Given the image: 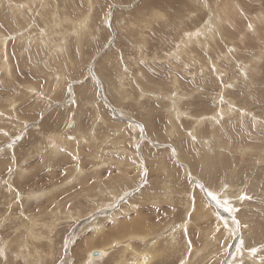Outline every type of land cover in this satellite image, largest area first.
Masks as SVG:
<instances>
[{
    "label": "rangeland",
    "instance_id": "rangeland-1",
    "mask_svg": "<svg viewBox=\"0 0 264 264\" xmlns=\"http://www.w3.org/2000/svg\"><path fill=\"white\" fill-rule=\"evenodd\" d=\"M241 3L246 19L264 12V0ZM225 4L0 0V264H87L90 253L110 248L119 236L128 241L130 234L118 228L142 215L155 225V241L165 243L168 264H199L205 257V264H255L259 258L264 264V32L247 25L246 43L240 40L244 26L235 38L230 33L233 42L226 41L227 29L212 39L199 34L186 41L190 57L182 53L192 38L187 32L206 28L210 10ZM224 97L232 103L218 102ZM227 105L232 113L212 124ZM167 176L175 178L169 188L159 180ZM199 201L214 217L196 228L190 222L203 217L194 215ZM225 219L237 223L227 238L211 228ZM169 233L177 244L169 243ZM35 234L42 239L33 240ZM121 248L94 264H125ZM193 251L200 254L190 259Z\"/></svg>",
    "mask_w": 264,
    "mask_h": 264
},
{
    "label": "bare ground",
    "instance_id": "bare-ground-1",
    "mask_svg": "<svg viewBox=\"0 0 264 264\" xmlns=\"http://www.w3.org/2000/svg\"><path fill=\"white\" fill-rule=\"evenodd\" d=\"M165 1V0H164ZM242 0H226V4H225V7L223 8V9H219L218 11H211L210 10V13H212L213 15V18H212V20H209L208 21V23H207V25H205L206 26V28H204V29H200L199 30V32H195V31H193V32H190V33H188L187 32V35L188 36H191L192 38H188V39H186L185 40V43H186V41L188 40V41H190V43H192L191 41H193V39H199V34H201V35H204L205 34V36H209L210 37V39H212L214 36H215V34L217 35V34H220L224 29H227L228 31L227 32H225L226 33V36H225V38H226V41H228V42H230V41H232L231 40V38H230V33L233 35V38H235V36H236V31L240 28V27H242V26H244V31L242 32V34H241V41H245L244 40V38L248 35V33L247 32H245V30H246V28H247V25H248V27L251 25L252 27H253V29H255V31L254 32H259V29H260V31H262V32H264V25L263 26H261V27H259L261 24H262V22H264V12L263 11H261L259 14H256L255 16H252V17H250V18H248V19H246V12L245 11H243L244 12V14H240V10H241V8L243 7L242 6V3L240 4V2H241ZM29 2V1H28ZM206 3V2H205ZM90 7H92V6H90ZM205 7V6H204ZM209 7V6H208ZM262 7V6H261ZM14 8V12L15 11H19V9H16L15 7H13ZM261 9H264V7L263 8H261ZM91 10V9H90ZM258 12V11H257ZM85 21V20H84ZM72 22V21H71ZM74 22V21H73ZM72 22V23H73ZM86 23V21L83 23V25ZM53 24V23H52ZM77 24V23H76ZM77 25H81L82 26V22H80L79 24H77ZM88 25V24H87ZM74 26H75V24H74ZM81 26H75V28L76 29H78L79 27H81ZM86 27V26H85ZM88 27V26H87ZM213 27V28H212ZM74 28V27H73ZM74 28V29H75ZM211 28L212 29H215V31L213 32V31H211ZM73 29V30H74ZM75 29V30H76ZM88 30V29H87ZM77 31V30H76ZM76 31H74V32H76ZM83 31V30H82ZM81 31V32H82ZM195 32V33H194ZM206 32H208L209 34H207L206 35ZM77 33H78V31H77ZM240 33V32H239ZM47 34V33H46ZM86 35V34H85ZM185 35V34H184ZM258 35V34H257ZM261 37V36H260ZM80 38V37H79ZM84 38V37H83ZM185 39V38H184ZM201 39V38H200ZM237 39V38H236ZM259 40H261V38H258ZM4 40H5V37L2 35V33H0V43H4ZM83 40V39H82ZM79 40H77V42H78ZM183 42H184V40H182ZM200 41V40H199ZM198 41V42H199ZM221 41V40H220ZM43 42V41H42ZM70 42V41H69ZM233 42V41H232ZM184 43V44H185ZM245 43H246V41H245ZM249 43H252V42H249ZM78 44V43H77ZM79 44H82V43H79ZM181 44H183L182 42H181ZM183 44V51H182V53L183 54H186L187 55V57H190V55L187 53V51L185 50V48H188V44L189 43H186V45H184ZM45 45V44H44ZM71 45V44H70ZM254 45V44H253ZM62 46V45H61ZM80 47H81V45H79ZM186 46V47H185ZM64 47V46H63ZM59 47H57V49H58ZM3 49V48H2ZM81 49H82V47H81ZM232 49V48H231ZM59 50V49H58ZM64 50V49H63ZM70 50V49H69ZM256 50V49H255ZM52 51V50H51ZM54 51V50H53ZM251 51V50H250ZM49 52V51H48ZM234 52H236V51H234ZM62 53V52H61ZM64 53V52H63ZM170 53V52H169ZM229 53V52H228ZM176 54V53H175ZM52 55H53V53H52ZM55 55H57V54H55ZM61 55V54H60ZM59 55V56H60ZM254 55V54H253ZM264 55V54H263ZM58 56V55H57ZM56 56V57H57ZM58 56V57H59ZM64 56V55H63ZM66 56V55H65ZM231 56H233L234 57V54H232ZM61 57V56H60ZM171 57V56H170ZM174 57V56H173ZM193 57V56H192ZM256 57V56H255ZM62 58H64V57H62ZM69 58H70V56H69ZM69 58L68 59H66V61H68L69 60ZM217 58V57H216ZM215 58V59H216ZM232 58V57H231ZM247 58V57H246ZM260 58H262V54L260 55V56H258V58H255L256 60H250V61H252L253 62V68L254 67H256V63L258 62L257 60L258 59H260ZM59 59V58H58ZM65 59V58H64ZM75 59V58H74ZM189 59H191L192 60V58H189ZM251 59H252V57H251ZM254 59V58H253ZM71 60V59H70ZM199 60V59H198ZM66 61L64 62V63H66ZM230 61V60H229ZM232 61H234L233 59H232ZM231 61V62H232ZM230 62V63H231ZM78 63V62H77ZM212 63V62H211ZM239 63V62H238ZM238 63L237 64H235V65H238ZM247 63V62H246ZM245 63V64H246ZM80 64H83V63H80ZM61 65V64H60ZM63 65V64H62ZM61 65V66H62ZM68 66V65H67ZM247 66V65H246ZM246 66H244V64H240L239 65V69H241V72H245V68H246ZM249 66V65H248ZM250 66H251V64H250ZM250 66H249V68H250ZM258 66V65H257ZM2 67V66H1ZM214 67V66H213ZM4 68H5V70H6V72H8L9 71V69L11 68H8V64L7 63H5L4 64ZM55 68V67H54ZM248 68V67H247ZM51 70V69H50ZM54 70V69H53ZM59 70V69H58ZM62 70V69H61ZM76 70V69H75ZM78 70V69H77ZM252 70V69H251ZM256 70V69H255ZM218 71V70H217ZM247 71H249V69L247 70ZM252 71H254V70H252ZM252 71H251V73H252ZM55 73V72H54ZM77 73V72H76ZM225 73V71H220L219 73H218V76H221L222 74H224ZM254 73V72H253ZM59 74V73H58ZM74 74V73H73ZM78 74V73H77ZM65 75V74H64ZM224 75H226V73L224 74ZM223 75V76H224ZM245 75V74H244ZM243 75V76H244ZM63 76V75H62ZM243 76H241V77H243ZM47 77H49V76H47ZM237 77V76H236ZM244 77H247L246 75L244 76ZM258 77L260 78V76L258 75ZM60 78H62V77H60ZM220 78V77H219ZM249 78V77H248ZM257 78V77H256ZM259 78H257V79H259ZM56 79V78H55ZM221 79V78H220ZM253 79V78H252ZM59 80H61V79H59ZM58 80V81H59ZM231 80V79H230ZM249 80H251V79H249ZM61 81H63V80H61ZM64 82V81H63ZM251 82H252V80H251ZM255 82V81H254ZM253 82V83H254ZM95 83V82H94ZM224 83V82H223ZM233 83H235V82H233ZM245 83V82H244ZM246 84V83H245ZM255 84V83H254ZM253 84V85H254ZM220 85V84H219ZM243 85V84H242ZM23 86V85H22ZM231 86V85H230ZM233 86V85H232ZM42 87V86H41ZM245 87V86H244ZM247 87V86H246ZM248 87H249V85H248ZM60 88V87H59ZM58 88V89H59ZM247 89V88H246ZM251 89V88H250ZM249 89V90H250ZM12 90V89H11ZM21 90V89H20ZM37 90L36 89H30V93H35ZM58 91V90H57ZM242 91V90H241ZM245 92V91H244ZM247 92V91H246ZM251 92V91H250ZM254 92V91H253ZM29 93V92H28ZM218 94V93H217ZM214 95V94H213ZM221 96H225V95H221ZM243 96V95H242ZM246 96V95H245ZM29 98V97H28ZM45 99V98H44ZM202 99V98H201ZM237 99V98H236ZM24 100V99H23ZM250 100V99H249ZM18 101V100H17ZM43 101V100H42ZM214 101V100H213ZM224 101V103H226V104H228V103H232V100L230 99V100H228V98H226V97H224V98H219L218 99V102H223ZM226 101V102H225ZM37 103V102H36ZM219 103V104H220ZM233 105V104H232ZM14 106V105H13ZM222 106H224V105H222ZM230 106V105H229ZM228 105L227 106H225L226 108H224V107H219L220 109H219V111H218V113L216 112V114H215V116L214 117H212L211 118V122H212V124H213V122H217L218 121V119L220 118L221 119V117L223 116H227V114H231L232 113V111H233V106L232 107H229ZM15 107H17V106H15ZM21 107V106H20ZM228 107V108H227ZM235 107V106H234ZM14 108V107H13ZM213 108V107H212ZM235 108H237V107H235ZM29 109V108H28ZM16 110V109H15ZM236 110V109H235ZM244 110V109H243ZM24 111V110H23ZM122 112V111H121ZM181 112V111H180ZM244 112H246V111H244ZM183 113H185V112H183ZM181 114V113H180ZM81 115V114H80ZM177 116V115H176ZM185 116V115H184ZM210 117V116H209ZM23 118V117H22ZM196 118H198V117H196ZM201 118H203V117H201ZM201 118H199V119H195L196 120V122H197V124H200V123H202V119ZM194 119V118H193ZM206 119V118H205ZM213 119V120H212ZM257 119V118H256ZM18 122V121H17ZM15 124V123H14ZM128 124V123H127ZM195 124V123H194ZM215 124V123H214ZM235 124V123H234ZM22 125V124H21ZM14 126V125H13ZM135 126V125H134ZM132 127H133V125H132ZM140 128V127H139ZM220 128H221V126H220ZM23 129V128H22ZM133 129H134V131L135 130H137V126H135V127H133ZM141 129V128H140ZM191 130V129H190ZM236 130V129H235ZM139 131V130H138ZM102 135V134H101ZM137 137V136H136ZM14 138V137H13ZM138 139V138H137ZM233 139V138H232ZM143 140V139H142ZM13 141V140H12ZM136 141V140H135ZM19 142V141H18ZM57 143V142H56ZM139 143V142H138ZM155 144V143H154ZM205 144H206V142H205ZM20 145V144H19ZM201 146V145H200ZM231 147V146H230ZM159 148V147H158ZM163 149V148H162ZM68 151V150H67ZM62 153V152H61ZM75 153V155H77L78 154V152L77 151H75L74 152ZM174 154V153H173ZM137 156H138V154H137ZM160 157V156H159ZM158 157V158H159ZM146 158V157H145ZM185 158V157H184ZM133 159V158H132ZM183 159V158H182ZM194 160V159H193ZM136 161V160H135ZM137 162V161H136ZM158 162H159V160H158ZM198 162L199 163H202V159L201 158H198ZM193 163V162H192ZM135 164V163H134ZM204 164V163H203ZM143 166V165H142ZM147 166V165H146ZM187 166V165H186ZM201 166H203V165H201ZM151 168V167H150ZM154 168V167H153ZM195 169H197V168H195ZM78 170L80 171V168L78 167ZM155 170L156 171H159L160 173L162 172L163 174H165V175H167V170L165 169V168H163L162 170H161V168H160V166H157V167H155ZM98 171V170H97ZM191 171H193V170H191ZM206 171V170H205ZM159 173V174H160ZM174 172H172V174H173ZM194 173H196V172H194ZM197 174V173H196ZM97 175V174H96ZM95 175V176H96ZM107 175V174H106ZM153 176H155V175H153ZM161 176V175H160ZM163 176V175H162ZM171 178H172V176H170ZM169 176H167V178L165 179V177L163 178L164 179V182L165 183H163V179H159V180H161L162 181V187L163 186H165V187H167V188H169L170 186H171V184L169 183L170 181H172V182H175V178L173 179H171ZM79 178V177H78ZM78 178H76L77 180H78ZM98 178V177H97ZM75 179V180H76ZM113 179H114V177H113ZM74 180V181H75ZM116 180V179H115ZM79 181V180H78ZM105 181V180H104ZM109 181V180H108ZM119 181V180H118ZM161 181H160V183H161ZM107 182V181H106ZM159 182V181H158ZM82 183H83V181L82 182H78V184L81 186V187H85V185H83L82 186ZM88 183L89 184H91L89 181H88ZM77 184V183H76ZM103 184V183H102ZM113 184H114V182H113ZM93 185V184H92ZM174 185H175V183H174ZM174 185H173V187H174ZM109 186V185H108ZM157 186H159V185H157ZM176 186V185H175ZM183 187V186H182ZM151 187H149L148 188V190L150 189ZM155 187H153V189H154ZM166 188V189H167ZM172 188V187H171ZM229 188V187H228ZM49 189H51V188H49ZM80 189H83V188H80ZM156 189V188H155ZM154 189V190H155ZM144 190V189H143ZM150 190H152V189H150ZM159 190H160V188H159ZM49 191V190H48ZM106 191V190H105ZM223 191H227L226 189H223ZM103 191H101L100 193H102ZM109 192V191H108ZM107 192V193H108ZM123 192V191H122ZM154 192V191H153ZM185 192V191H184ZM104 193H106V192H104ZM172 193V192H171ZM186 193V192H185ZM222 193V192H221ZM191 194V193H190ZM119 196L115 199V201L117 202L118 200H119V198L121 197V195L120 194H118ZM123 195H125V194H123ZM142 195V194H141ZM145 195V194H144ZM147 195V194H146ZM149 195H151V192H150V194ZM172 196H173V194H171ZM176 196V195H175ZM74 197V196H73ZM141 197V196H140ZM146 197V196H145ZM154 197V196H153ZM89 198V197H88ZM87 198V199H88ZM131 198V197H130ZM148 198V197H147ZM155 198V197H154ZM172 198H174V197H172ZM169 200V199H168ZM192 200V199H191ZM195 200V199H194ZM176 201V200H175ZM194 202V201H193ZM171 203H173L172 201H171ZM96 204V203H95ZM170 204V203H169ZM186 204V203H185ZM53 205V204H52ZM172 205V204H171ZM194 205V204H193ZM192 205V206H193ZM244 205V204H243ZM165 206V205H164ZM191 206V207H192ZM194 206H196V211L194 212V215H196V216H198L199 214H201V216H203V217H201V218H199V219H193L194 221L193 222H190V225H191V223H194L193 224V227H196V228H198L197 226L198 225H200L201 227H202V224L204 225V223L201 221V219L202 218H204V220L206 219V220H208V219H210V217H214L213 216V212H212V210L211 209H209L207 206V204L206 203H204V202H202V201H199L198 203H196ZM50 207V206H49ZM231 207V206H230ZM229 207V208H230ZM134 208V207H133ZM185 208H188V210H189V207H186L185 206ZM235 208H236V206H235ZM245 208H248L247 206H245ZM193 209H194V207H193ZM242 209V208H241ZM83 210H84V208H83ZM87 210V209H86ZM105 210H107L108 211V209H105ZM109 210H110V208H109ZM119 210V209H118ZM166 210V209H165ZM187 210V211H188ZM192 210V209H191ZM250 211L249 212H251L252 213V211L253 210H251V209H249ZM128 211V210H127ZM185 211V210H184ZM240 211V210H239ZM54 212V211H53ZM118 212V211H117ZM121 212V211H120ZM120 212H119V214L118 215H120ZM125 211H122L121 213H124ZM189 212H191V211H189ZM60 213H61V211H60ZM89 213H90V211H89ZM116 212H114V214L113 215H115L116 216V214H115ZM137 213V212H136ZM166 213H168V211L166 212ZM58 214H59V212H58ZM66 214V213H65ZM141 214V213H140ZM139 214V215H140ZM187 214H188V212H187ZM193 214V213H192ZM247 214V213H246ZM68 215V214H67ZM81 214L79 213L78 214V216H80ZM113 215H111L112 216V218H113ZM82 216V215H81ZM143 216V215H142ZM137 217L136 216V218H134V219H132V220H130V221H128V222H124V223H122V225L118 228V230H120L119 232L121 233V234H124L125 235V233L127 232L128 234H130V237H129V239H127L128 241H123V240H121V236H119L120 238H119V240H115V241H113L112 242V244H111V247L109 248V246H104V247H102L100 250H96V251H94V252H98L99 253V257H96V258H92V253H90L89 255H90V257L92 258V259H90L89 257H87V264H94V263H96V262H101L102 263V261L108 256V253L110 252L109 250H117L116 248L118 247V246H122V248L120 249L121 250V252L123 251L124 253H121V256L122 257H125V260L126 261H124L125 262V264L126 263H128V264H168V260H166L167 259V256L165 255V251H164V242L166 241V239L167 238H165L164 239V241H163V243L164 244H160V242H158L157 240V242L155 241V238H157L158 237V235H156V236H154L153 237V235H154V233L151 235V231L152 230H154L155 228H154V226L153 225H151L150 223H148L147 222V219L146 218H143V217ZM169 216V215H168ZM171 216V215H170ZM188 216V215H187ZM200 216V215H199ZM57 217V216H56ZM117 217V216H116ZM146 217V216H145ZM237 217V216H236ZM109 218H110V215H109ZM115 218V217H114ZM172 218H173V215H172ZM226 218V217H225ZM167 219V218H166ZM187 219V218H186ZM247 219V218H246ZM117 220V219H116ZM235 219H232V221L230 220V219H225L222 223L219 221V225L216 227V229L215 228H213V226L211 227L213 230H220V232H222V236L224 237L225 235L227 236V234H230L231 232H232V228H233V230L235 229V227H234V224H237V223H234L233 221H234ZM241 220H243V219H241ZM244 220H245V218H244ZM93 221H95V220H93ZM118 221V220H117ZM116 221V222H117ZM209 221V220H208ZM212 221V220H211ZM188 222V221H187ZM210 222V221H209ZM241 222V221H240ZM246 222V221H245ZM60 223V222H59ZM96 223H98V222H96ZM170 223V222H169ZM95 224V223H94ZM102 224V223H101ZM100 224V225H101ZM118 223H116L115 225H117ZM210 224V223H209ZM243 224H244V222H243ZM91 225V224H90ZM170 225H171V229L172 230H175V224L174 225H172L171 223H170ZM170 225H164V227L166 226H170ZM187 225H188V223H187ZM207 225V224H206ZM239 225V224H238ZM177 226H180V228L183 230V226L182 225H177ZM246 226V225H245ZM87 227V226H86ZM85 227V228H86ZM167 227V228H168ZM205 227V226H204ZM209 227V226H208ZM215 227V226H214ZM239 227V226H238ZM83 228V227H82ZM97 228H99L98 226H97ZM166 228V229H167ZM177 228V227H176ZM188 228V227H187ZM117 228H115L114 229V231L116 230ZM160 229V228H159ZM165 228H163V230H164ZM184 229H185V227H184ZM221 229H222V231H221ZM111 230V229H110ZM156 230H158V229H156ZM155 230V232H157ZM163 230H161L160 229V231H163ZM177 230H179L178 228H177ZM190 230V229H189ZM204 230V229H203ZM202 229H201V231H202V235H203V231ZM50 231V230H49ZM96 231H98V230H96ZM95 231V232H96ZM102 231H103V229H102ZM159 231V230H158ZM180 231V230H179ZM178 231V232H179ZM186 231V230H185ZM199 231H200V227H199ZM208 231V230H207ZM211 231V229H209V232ZM235 231V230H234ZM100 232H101V230H100ZM106 232V231H105ZM177 232V233H178ZM218 232V231H217ZM52 233V232H51ZM108 233V232H107ZM134 233H136V234H134ZM140 233H147V235H144L143 234V236H141V235H139ZM211 234H212V231L210 232ZM219 233V232H218ZM240 233V232H239ZM150 234V235H149ZM157 234H159L160 235V233H157ZM164 234V233H163ZM186 234V233H185ZM190 234V233H189ZM215 234V233H214ZM41 235V234H40ZM40 235H38V234H35V235H33L34 236V238H33V240H41L42 238H41V236ZM97 235H98V233H97ZM181 235V234H180ZM204 235L205 236H209V233L208 232H204ZM163 236H165V235H163ZM225 236V238H227ZM229 236H231V234L229 235ZM249 236V235H248ZM182 237L183 238H185L183 235H182ZM188 237V236H187ZM186 237V238H187ZM168 238H169V243L170 244H172V245H174L175 243H176V240H178V238L176 237V234H174V233H169L168 234ZM177 238V239H176ZM197 238H199V237H197ZM218 238H220L219 236H217V240H218ZM162 239L163 238H161V241H162ZM224 239V238H223ZM256 239V238H255ZM114 240V239H113ZM184 240V239H183ZM187 240V239H186ZM222 240V239H221ZM262 240H264V239H262ZM101 241V240H100ZM181 241V240H180ZM202 241H203V239H202ZM205 241H206V239H205ZM66 242V241H65ZM135 242H137V243H139V244H141L142 246H139V245H137V244H135ZM223 242H225V243H228V240H225V241H223ZM222 242V243H223ZM111 243V242H110ZM178 243V242H177ZM176 243V244H177ZM180 243V242H179ZM181 243H182V241H181ZM217 243H219V242H217ZM65 245V244H64ZM73 245V244H72ZM172 245H171V247H172ZM181 245V244H180ZM200 245V244H199ZM220 245V244H219ZM224 245V244H223ZM193 246V245H192ZM228 246V245H227ZM246 246V245H245ZM65 247V246H64ZM64 247H62L63 249H64ZM143 247V248H142ZM249 247V246H248ZM168 248H169V246H168ZM176 248V247H175ZM203 248V247H202ZM217 248V247H216ZM220 248V247H219ZM222 248V247H221ZM119 249V248H118ZM173 249H174V246H173ZM173 249H171V250H173ZM181 249H183V248H181ZM191 249V248H190ZM190 249H189V251H190ZM199 249V248H198ZM37 250V249H36ZM178 250V249H177ZM197 250V249H196ZM255 250L258 252L259 251V248H255ZM262 250V249H261ZM261 250H260V252H261ZM237 251V250H236ZM250 251V252H249ZM90 252V251H89ZM112 252V251H111ZM200 251H198V253H197V251H196V253H195V255H194V251H193V254H192V257H190V259H192L193 257H197L196 255H198V254H200L199 253ZM255 251H254V248H252V249H249V250H247L246 251V253H247V255L251 258L252 256V254L254 253ZM256 252V253H257ZM222 253V252H221ZM202 254V253H201ZM205 254V253H204ZM220 254V253H219ZM218 254V255H219ZM237 254H240V252H237ZM88 255V254H87ZM170 255V254H169ZM241 255V254H240ZM247 255H245L244 254V257L243 258H247L248 256ZM263 255V254H262ZM49 256H51V255H49ZM214 256H216V255H214ZM169 257V256H168ZM223 257V256H222ZM201 258V257H200ZM206 258V257H205ZM205 258H203V260L199 263V264H205L206 262H209V261H207L208 259H205ZM240 258V257H239ZM217 259V258H216ZM260 259V258H259ZM259 259H255L253 262L255 263V264H257V262L259 261ZM218 260V259H217ZM237 260V259H236ZM90 262H93V263H90ZM121 262V261H120ZM119 262V263H120ZM171 262V261H170ZM215 262H217V261H215ZM231 264V263H230ZM235 264V263H234Z\"/></svg>",
    "mask_w": 264,
    "mask_h": 264
},
{
    "label": "water",
    "instance_id": "water-1",
    "mask_svg": "<svg viewBox=\"0 0 264 264\" xmlns=\"http://www.w3.org/2000/svg\"><path fill=\"white\" fill-rule=\"evenodd\" d=\"M96 257H99V253L98 252H93L92 253V258H96Z\"/></svg>",
    "mask_w": 264,
    "mask_h": 264
}]
</instances>
